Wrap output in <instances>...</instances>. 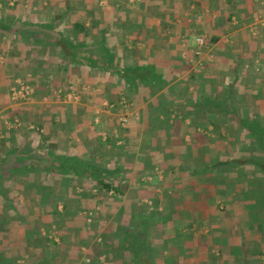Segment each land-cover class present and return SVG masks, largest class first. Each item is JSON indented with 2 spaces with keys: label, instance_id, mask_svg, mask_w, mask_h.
<instances>
[{
  "label": "crops",
  "instance_id": "0c3cea01",
  "mask_svg": "<svg viewBox=\"0 0 264 264\" xmlns=\"http://www.w3.org/2000/svg\"><path fill=\"white\" fill-rule=\"evenodd\" d=\"M260 4L0 0V264H257L232 131L264 115Z\"/></svg>",
  "mask_w": 264,
  "mask_h": 264
},
{
  "label": "trees",
  "instance_id": "16d2710c",
  "mask_svg": "<svg viewBox=\"0 0 264 264\" xmlns=\"http://www.w3.org/2000/svg\"><path fill=\"white\" fill-rule=\"evenodd\" d=\"M259 9L260 11L263 10V5L260 4L259 5ZM262 11V12H263ZM262 18V17H261ZM143 68V67H142ZM141 67H135V68H131L126 70V72H124L125 74L129 73V72H133V73H138V70H140V72H142ZM145 69H148L147 72L151 73L154 71L153 67H147ZM124 79L130 83V77L126 76L123 74ZM254 105V104H253ZM252 108L253 106L249 105V109H250V115L240 119V130L242 131V139L247 141V150L251 155V159L246 161L244 159H242L240 162H243L245 165L248 164L249 166L253 167L254 170H257L256 176L254 177V182L257 184L255 189L252 191H249L250 194L245 193L244 198L247 200L248 198L251 199H255L257 200V202H261L264 203V115L258 114V113H254L252 112ZM242 126V127H241ZM233 133L235 132L236 135L239 138V135H241L240 132H238V130H234L232 131ZM245 135V137H243ZM250 148H252L250 150ZM254 148V150H253ZM224 164L230 165L229 162H225ZM218 165H223L222 163H218ZM103 169V168H102ZM98 170L101 169H97L94 167H90V171L92 172H96ZM102 175H104V172H100ZM101 176V175H100ZM99 184V183H98ZM100 184L102 186V188L106 189V190H110L111 188V184H107V183H102L100 181ZM113 187V185H112ZM117 188V187H114ZM117 191V189H116ZM256 194V195H255Z\"/></svg>",
  "mask_w": 264,
  "mask_h": 264
},
{
  "label": "rangeland",
  "instance_id": "374dc122",
  "mask_svg": "<svg viewBox=\"0 0 264 264\" xmlns=\"http://www.w3.org/2000/svg\"><path fill=\"white\" fill-rule=\"evenodd\" d=\"M198 38L199 37H197V42H198ZM205 38V37H204ZM207 43V45H204L203 46V48H199V46H198V44H197V47H198V49L195 51V56L196 57H199L198 59H199V61H200V65L203 63L204 64V61H211V59H212V55L209 53V52H206V50H207V48H208V46L210 45V37L208 36L207 38H205V44ZM203 49H204V51H203ZM198 51L199 52H201V53H198ZM200 68H201V66H200ZM199 68V69H200ZM17 83V82H16ZM17 85V84H16ZM15 85V86H16ZM14 88V87H13ZM12 90V89H11ZM10 124H11V126H12V124H15V126L17 127H19L20 126V123L19 122H17V120L15 121V123H11L10 122ZM10 126V127H11ZM17 127V128H18ZM242 131H241V135H239V138L241 139L242 137ZM238 137V136H237ZM243 137H245V135L243 136ZM100 144V146H101V149L103 148V146H102V144L101 143H99ZM252 148H250V150H251ZM253 150H254V148H253ZM19 165V163H15V165L14 166H16V165ZM8 167V166H7ZM19 167V166H18ZM161 169V168H160ZM19 179H15L14 180V182H16V186H18L19 185V181H18ZM158 182H160V181H158ZM85 185H92V182H90V183H88V184H85ZM117 185H121V183H119V184H117ZM98 192V191H97ZM112 196H114L115 198L117 197V195L116 194H111ZM116 195V196H115ZM256 195V194H255ZM109 196V195H108ZM111 196V197H112ZM103 198L105 197V196H102ZM102 197H101V194L98 192L97 193V202L99 203L98 205H97V208H95L94 210H91L92 212H94V214H95V212L96 213H98V212H101V209H100V207H101V205H102V202L101 201H104L103 199H102ZM19 198V199H18ZM244 198V197H243ZM88 199V198H87ZM240 199V198H239ZM21 200V198L20 197H18L17 196V201H20ZM246 200V199H245ZM247 200L249 201V205L250 206H254L255 207V210H250V212H251V214H252V223L253 224H255V225H253V226H251V229H254V231L255 230H258L259 231V233L258 232H256L257 234H259V239H260V242L263 244L264 243V203H261V202H257V200H256V198L254 199H251V198H247ZM246 200V201H247ZM84 202V201H83ZM227 202V201H226ZM226 202L225 203H223V205L225 206L226 205ZM241 203H245L244 201H241ZM251 203V204H250ZM221 205V204H220ZM219 205V206H220ZM222 207V206H221ZM220 207V209L219 210H221L222 211V208ZM25 212H27V210H24ZM19 212H21L22 214H23V210H20ZM90 212V211H89ZM84 213V212H83ZM84 214H86V213H84ZM83 216H85V215H83ZM91 217V216H90ZM95 219V218H94ZM94 219L92 218V220L94 221ZM92 221V222H93ZM261 243H259V241H257V242H255V243H250L248 246H251L252 245V247L255 245V250H254V253H255V255L257 256L256 257V259H257V264H264V247L263 248H261V246H262V244ZM253 253V254H254ZM262 254H263V256H262ZM255 255H251V257H255Z\"/></svg>",
  "mask_w": 264,
  "mask_h": 264
},
{
  "label": "built area",
  "instance_id": "2783aa9c",
  "mask_svg": "<svg viewBox=\"0 0 264 264\" xmlns=\"http://www.w3.org/2000/svg\"><path fill=\"white\" fill-rule=\"evenodd\" d=\"M198 46L199 48H203L205 45V38L199 37L198 38ZM198 53H201L198 51ZM17 85L14 86L11 90V99L14 103H24L29 102L32 100L34 91L31 86L26 85L21 81H17Z\"/></svg>",
  "mask_w": 264,
  "mask_h": 264
}]
</instances>
